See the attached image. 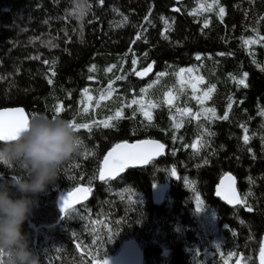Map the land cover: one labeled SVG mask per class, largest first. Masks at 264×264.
Returning a JSON list of instances; mask_svg holds the SVG:
<instances>
[{
  "label": "trees",
  "instance_id": "16d2710c",
  "mask_svg": "<svg viewBox=\"0 0 264 264\" xmlns=\"http://www.w3.org/2000/svg\"><path fill=\"white\" fill-rule=\"evenodd\" d=\"M219 7L225 8L222 19ZM261 36L264 0H0V108L22 107L29 122L55 116L93 124L91 134L77 132L83 141L79 153L35 197L37 206L23 225L40 264H88L84 246L93 249L97 262L129 239L144 251L143 264H231L236 258L256 264L264 233V117L259 115L264 110V42L244 41ZM148 65L147 75L135 74ZM161 72L167 75L159 77ZM241 79L247 87L238 83ZM85 88L91 101L82 94ZM133 99L151 113V121L141 103L127 106ZM58 104L64 106L59 114ZM205 108H215L216 117ZM118 109L124 118L111 121L113 128L93 123ZM142 138L163 142L164 154L115 180H98L111 146ZM9 143L0 142V148ZM24 172L22 161H0V184ZM227 172L246 204L229 206L214 195ZM79 185L93 189L90 197L65 216L58 199ZM156 186L164 188L160 203L152 198ZM197 197L214 212L213 233L199 226ZM125 216L108 241L106 228L97 224L93 233L89 227L90 219L111 222ZM97 233L100 243L92 245ZM153 236L163 243L153 245ZM76 241L82 242L80 249ZM8 255L4 252V264Z\"/></svg>",
  "mask_w": 264,
  "mask_h": 264
},
{
  "label": "clouds",
  "instance_id": "9594fccd",
  "mask_svg": "<svg viewBox=\"0 0 264 264\" xmlns=\"http://www.w3.org/2000/svg\"><path fill=\"white\" fill-rule=\"evenodd\" d=\"M80 140L71 120L40 116L0 148V161H22L25 168L22 175L0 184V251L9 254L8 264H40L23 225L37 206L35 197L57 180L60 166L79 153Z\"/></svg>",
  "mask_w": 264,
  "mask_h": 264
},
{
  "label": "snow or ice",
  "instance_id": "6c2138e0",
  "mask_svg": "<svg viewBox=\"0 0 264 264\" xmlns=\"http://www.w3.org/2000/svg\"><path fill=\"white\" fill-rule=\"evenodd\" d=\"M101 4H103V0H99ZM176 11H179V9H176ZM83 14V10H81V15ZM193 14V13H190ZM225 14V8L224 7H219V16L221 19L223 18V15ZM165 24L167 25V19L163 18ZM125 20H127V17H125ZM204 27H208V22L206 21L204 24ZM137 40L141 39L139 35L136 37ZM259 42H264V36L259 37V40H252L248 41L245 40L244 43H259ZM145 55H147L145 53ZM220 55H224L221 53ZM39 58V57H35ZM197 60L201 59L199 55L196 57ZM255 62V61H254ZM44 63H48V61H44ZM133 65L137 63V61L134 59L132 61ZM260 67V65H257ZM113 67H115L113 65ZM152 65H148L143 72H135L137 76H143L147 75L149 71H151ZM95 67L93 66L90 71H95ZM261 71H264V67H260ZM107 71H111V68L107 69ZM184 71H191V69H180V72ZM53 75L55 73L53 72ZM167 73L161 72L158 74L159 77L165 76ZM245 77L247 74H244ZM117 80L124 79V77L117 76ZM202 80V78H201ZM49 83L51 84L52 81L49 80ZM114 82H110L108 85L109 89H112V84ZM240 85H243L244 87H247L248 85L245 83L244 79H241L238 81ZM215 85H212L209 87L208 91L204 93V97L206 99L211 97V93L214 90ZM195 91V89H193ZM145 91V90H141ZM89 89L85 88L83 90V95L87 96V99L91 101L93 99L92 96L88 95ZM109 96L112 95V92L109 91L108 93ZM103 98V97H101ZM141 103L140 101L133 99L131 101V104L127 105L128 107H131L132 104H138ZM171 103V101H169ZM203 103V101H201ZM99 106V105H97ZM157 105L151 104L150 107H156ZM231 107V104H229V108ZM55 112L57 114L61 113L64 110L63 105H56L55 106ZM140 110L143 112V115L145 118L149 121L152 120V115L149 111L144 110L143 104L141 103V108ZM83 111L85 113L88 112V108L84 107ZM187 114L191 115V109H185L184 110ZM204 112L210 113L213 118L216 117V110L215 108H205ZM259 115L261 117H264V110H261L259 112ZM199 116V113L197 114ZM55 118V116L53 117ZM124 118V113L122 109H118L115 113L114 116L110 115L106 118L104 121L100 122H93L96 123V126L99 127L100 124H102L103 128L105 129H110L113 128L114 125L111 123L113 120H119ZM228 114L225 113V115L222 117V119L227 120ZM34 119V117H33ZM207 119V117H205ZM72 124L75 127V130L79 132L81 129L87 130L89 134L93 132V124L92 123H77L75 119L71 120ZM29 124V117L25 114L24 110L21 108L17 109H11V110H5V112H0V141H15L22 132H24ZM176 128L181 127L180 124L175 125ZM262 128H264V123L261 125ZM244 132L245 135L243 136V141L245 144H248L249 142V135L248 133V128L244 127ZM175 141V137H173ZM261 140L264 141V136H261ZM80 143L82 145L83 141L80 140ZM192 147L195 149L196 145L193 144ZM164 149L165 145L162 143H159L158 141L155 140H143L138 142L137 144L133 145H128L127 143H121V144H116L108 153L103 157V164L102 167L99 168V175L98 179L101 182L107 183L108 181L115 180L122 172L125 171L126 168L129 166H135L137 164H142L146 165L150 163L155 157L161 156L164 154ZM6 165L9 164L7 162H4ZM205 163L207 161L205 160ZM171 175L175 176L176 175V170L172 169ZM2 176V174H0ZM16 175L12 176V179L16 178ZM83 179V177H81ZM227 183H225L224 180L221 181V185L217 190V195H223V198L227 200L229 204L233 205H240V204H246V200H242L240 195H238L236 187H235V178L231 176L230 174L226 176ZM91 187H75L73 190L69 191L66 196L61 197V212L65 216H69L73 213H76L78 211L77 205L81 204L82 200H85L88 198L90 193L92 192ZM250 194V193H249ZM196 209L197 211H200L203 209L202 207V202L199 200V197H197V203H196ZM247 211H252L251 207L247 208ZM127 219V216L119 219V220H114L111 222H106L102 221L99 218H96L94 220L90 219L89 221V227L91 228V231L93 233H96V228L95 225L100 224L103 228L107 229V241L111 239V237L116 233V231L113 230L114 225H120L124 223ZM72 236L75 237L76 233H72ZM92 245H96L100 243V236L97 233L95 238L91 241ZM82 242L76 241L75 242V247L77 249H80L82 247ZM103 245H101L102 247ZM85 247V256L84 258L86 259L88 256L91 257V260H88V264H94V262L97 260V256L94 254L93 249ZM219 247V245H217ZM3 256H4V251H0V264H4L3 262ZM99 264H109V261L107 259H103L102 261L99 262ZM236 264H240V261L237 260ZM260 264H264V247L260 248Z\"/></svg>",
  "mask_w": 264,
  "mask_h": 264
},
{
  "label": "water",
  "instance_id": "95a60500",
  "mask_svg": "<svg viewBox=\"0 0 264 264\" xmlns=\"http://www.w3.org/2000/svg\"><path fill=\"white\" fill-rule=\"evenodd\" d=\"M181 0H175V2H180ZM17 108H21L23 109L22 107H19V106H16V107H6V108H0V112H5V110H11V109H17ZM24 110V109H23ZM25 112V110H24ZM26 114V112H25ZM27 115V114H26ZM143 140H155V141H158L159 143H162L164 144L163 142H161L160 140L156 139V138H142V139H136V140H131V141H119L117 142L116 144H121V143H127L128 145H133V144H137L138 142L140 141H143ZM2 143H8V142H12V141H0ZM114 144L113 146H111L106 152L105 154L103 155V157L105 155H107V153L116 145ZM165 151V149H164ZM103 157H102V160L100 162V167H102V164H103ZM159 157V156H158ZM158 157H155L154 159L158 158ZM153 159V160H154ZM147 165V164H146ZM142 166H145V165H142V164H137L135 166H129L128 168H139V167H142ZM99 167V168H100ZM126 168V169H128ZM125 169V170H126ZM125 172V171H124ZM122 172V173H124ZM121 173V174H122ZM231 175L233 176L231 173L227 172V173H224L218 183L215 185L214 187V195L219 198L221 201H223L226 205H229V206H236V205H233V204H229L227 202V200H225L223 198V195H217V190L218 188L220 187L221 185V181L224 180L225 183H227V180H226V176L227 175ZM98 175H99V170H98ZM234 177V176H233ZM235 178V177H234ZM99 180V179H98ZM100 181V180H99ZM236 181V179H235ZM81 187H87V186H84V185H79ZM78 187V186H77ZM235 187H236V190H237V193L238 195H240L239 191H238V188H237V182L235 183ZM73 190V189H72ZM152 198L154 200V202H160L162 201V198H163V194H162V189L159 187V186H156L154 188H152ZM68 194V192H66L63 196H66ZM62 197V196H61ZM61 197L58 199V206L59 208L61 209ZM90 195L88 196L87 199L85 200H82L81 204L84 203L85 201H87L89 199ZM241 197V196H240ZM242 199V198H241ZM261 247H264V233L262 234L261 236V241H260V245H259V249H258V252L256 254V257H255V260H256V264H260V248ZM108 261H109V264H143V253H142V250L141 248L139 247L138 243L133 240V239H129V240H126L122 243L120 249L117 251V253L115 255H112L108 258H106ZM233 264H236L233 263ZM240 264H242L240 262Z\"/></svg>",
  "mask_w": 264,
  "mask_h": 264
},
{
  "label": "rangeland",
  "instance_id": "374dc122",
  "mask_svg": "<svg viewBox=\"0 0 264 264\" xmlns=\"http://www.w3.org/2000/svg\"><path fill=\"white\" fill-rule=\"evenodd\" d=\"M159 187L162 189V194H163L164 188L161 187V186H159ZM162 200H163V198H162ZM158 203H160V202H158ZM196 203H197V201H195V204H194L195 205V216L198 217V220H199V222L201 224V225L199 224V226L206 225V226H208L209 232L210 233H213V231H215V228H214L215 227V221H214V218H213L214 212L211 211V210H209L203 204H202L203 209L200 210V211H197V209H196ZM160 241H162L161 238L160 237L159 238H156L155 236H153V238H151V240H150V242H152L153 245H160V244H162L163 242H160ZM106 258H108V257H106ZM102 260H99V261L95 262L94 264H99V262L102 261ZM237 260H239V259L236 258V260H234L231 264L237 262ZM201 262L202 261H200V263ZM240 262L242 264H245L244 261H240Z\"/></svg>",
  "mask_w": 264,
  "mask_h": 264
},
{
  "label": "flooded vegetation",
  "instance_id": "af4514ba",
  "mask_svg": "<svg viewBox=\"0 0 264 264\" xmlns=\"http://www.w3.org/2000/svg\"><path fill=\"white\" fill-rule=\"evenodd\" d=\"M141 250H142V248H141ZM144 251H142V253H143ZM143 260H144V255H143Z\"/></svg>",
  "mask_w": 264,
  "mask_h": 264
}]
</instances>
